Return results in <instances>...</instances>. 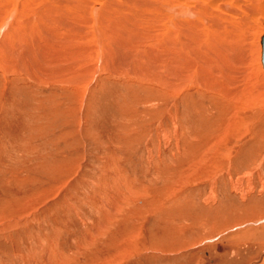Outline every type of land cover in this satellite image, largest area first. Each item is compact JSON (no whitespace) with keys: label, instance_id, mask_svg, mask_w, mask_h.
I'll use <instances>...</instances> for the list:
<instances>
[{"label":"rangeland","instance_id":"374dc122","mask_svg":"<svg viewBox=\"0 0 264 264\" xmlns=\"http://www.w3.org/2000/svg\"><path fill=\"white\" fill-rule=\"evenodd\" d=\"M10 44L0 264H264L263 78L236 103L91 55L62 76Z\"/></svg>","mask_w":264,"mask_h":264},{"label":"bare ground","instance_id":"6f19581e","mask_svg":"<svg viewBox=\"0 0 264 264\" xmlns=\"http://www.w3.org/2000/svg\"><path fill=\"white\" fill-rule=\"evenodd\" d=\"M14 39L18 63L62 76L91 55L236 103L247 92L240 80L264 79V0H0L6 60L17 57Z\"/></svg>","mask_w":264,"mask_h":264}]
</instances>
